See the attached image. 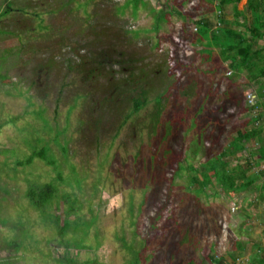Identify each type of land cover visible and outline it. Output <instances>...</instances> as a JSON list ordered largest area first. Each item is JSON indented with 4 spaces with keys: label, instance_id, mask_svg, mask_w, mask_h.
I'll return each mask as SVG.
<instances>
[{
    "label": "rangeland",
    "instance_id": "obj_1",
    "mask_svg": "<svg viewBox=\"0 0 264 264\" xmlns=\"http://www.w3.org/2000/svg\"><path fill=\"white\" fill-rule=\"evenodd\" d=\"M125 1L0 0V13L13 9L0 16V264H258L264 80L195 40L192 22L242 27L230 5L219 12L217 0H176L185 20L168 18L155 32L149 9L167 11L173 0H143L135 16L121 11ZM256 49L263 65L264 38ZM142 90L146 104L134 112ZM254 128L259 141L242 151L230 144ZM39 149L55 167L37 158L16 165ZM221 152L235 192L203 167ZM45 183L58 193L42 215L25 192Z\"/></svg>",
    "mask_w": 264,
    "mask_h": 264
},
{
    "label": "trees",
    "instance_id": "obj_2",
    "mask_svg": "<svg viewBox=\"0 0 264 264\" xmlns=\"http://www.w3.org/2000/svg\"><path fill=\"white\" fill-rule=\"evenodd\" d=\"M69 0H66V3ZM212 1V0H209ZM241 0H217V10L222 11L224 6H231L233 13V25L241 26L242 30L230 29L228 27H217L215 24L206 19H198L192 22L196 26V33L194 35L195 40L205 41L208 46L211 44L221 46L220 53L225 60L231 59L229 66L236 71H241L243 69L254 68V71L251 73L250 77L254 82H257L259 79L264 80V64L259 65L258 61L260 59V50L256 49L252 51L251 48L253 45L258 43V40L264 38V0H247L244 9L238 10L237 5ZM139 5L144 6L145 3L143 0H126L125 3L120 7L123 11L127 7H131V14L135 16V13ZM181 3L173 0V6L167 11H158L154 12L153 9H149L150 14L153 19V31L157 32L160 28V23L168 21V18L175 17L185 20V15L180 9ZM12 9L11 4L7 3L6 8L3 12L0 13V16L8 14ZM248 12L251 21L246 23L244 20L242 23H239L238 19L245 15V12ZM188 16V15H187ZM220 20V19H219ZM223 24L224 21L220 20ZM216 32L220 33L224 41L219 43L216 42L215 34ZM212 34V35H211ZM209 53V51H207ZM236 58V59H235ZM264 85V82H263ZM264 87V86H263ZM186 95L187 93H183ZM146 95L147 91L142 90L138 95V98L133 102V111H138L142 106L146 104ZM188 96V95H187ZM163 105L162 99L158 95L155 99L154 108L150 114V120L153 124H156L159 120L160 114L162 113ZM260 130L258 128L250 129L245 132H238L235 142L232 141L230 144L236 146V150L242 151L245 149V144L249 142L252 138H257V141L260 138L257 136ZM229 148H227L228 150ZM256 157L255 164L259 165L261 162H264V144L255 149ZM227 153L221 152L218 155L214 156L212 159L207 160L203 167H207L210 172L213 173L214 177L217 180V183L221 186V189L228 192H235L241 187L236 184L237 175L228 169H226V158ZM37 158L42 160L47 166L55 167L54 160L48 156L47 149L33 150L26 158L22 161H17L16 165L18 166H28L32 161ZM261 174H264V168L260 170ZM60 177L58 176V180ZM204 184L208 183V176L206 173H203ZM191 184L196 182L195 177H191ZM252 180H248L242 186L247 188L253 183ZM262 189L264 190V182L262 184ZM58 193L57 186L52 183H45L39 186H30L25 192V198L28 201V204L35 211L44 214L45 210L49 207L51 202L55 199ZM72 208L71 203L69 204V209ZM57 228L58 236L62 237L65 234V228L59 226L57 222L54 224ZM12 244V247L17 250L19 248V243L9 242ZM10 246V245H9ZM211 259L214 260V256L211 255ZM258 264H264V259L259 258Z\"/></svg>",
    "mask_w": 264,
    "mask_h": 264
}]
</instances>
